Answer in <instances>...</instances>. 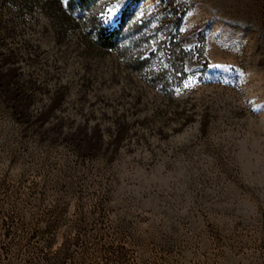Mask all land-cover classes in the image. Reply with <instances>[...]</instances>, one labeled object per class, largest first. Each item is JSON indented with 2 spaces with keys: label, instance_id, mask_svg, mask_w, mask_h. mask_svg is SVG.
Masks as SVG:
<instances>
[{
  "label": "rangeland",
  "instance_id": "374dc122",
  "mask_svg": "<svg viewBox=\"0 0 264 264\" xmlns=\"http://www.w3.org/2000/svg\"><path fill=\"white\" fill-rule=\"evenodd\" d=\"M38 1L0 0V264H264V0H96L143 70Z\"/></svg>",
  "mask_w": 264,
  "mask_h": 264
},
{
  "label": "trees",
  "instance_id": "16d2710c",
  "mask_svg": "<svg viewBox=\"0 0 264 264\" xmlns=\"http://www.w3.org/2000/svg\"><path fill=\"white\" fill-rule=\"evenodd\" d=\"M38 3L45 9L54 11L52 18L61 19L63 22L68 24L71 22L74 23L76 20L82 22L83 25H86L88 31L86 36L90 38L89 43L97 46V48L104 51H118L121 49L123 52L122 58L126 60L125 63L127 61L130 64L135 62L136 64L142 66L140 67L142 70L146 67L154 66V59L152 56L147 57V59L144 58L143 61H140L142 55L138 51L139 44L141 42V37H139V35L129 39L130 41L125 43L126 38L124 36V31L130 23L127 16L123 17V23L121 26L110 30L105 28L101 23H97L95 19L93 20L91 15H89L93 11L92 9L96 4V0H39ZM66 12L70 17L66 16ZM133 25L135 26V24ZM136 26L138 25L136 24ZM178 47L179 46L176 43H173L172 47L169 45L167 54L164 58V65H166L165 68L169 67L171 63L176 64L177 62L186 59L185 51ZM153 68L156 69V67ZM165 68H160L158 77H162V79L167 77L168 71H165ZM135 70L138 71L139 69Z\"/></svg>",
  "mask_w": 264,
  "mask_h": 264
}]
</instances>
